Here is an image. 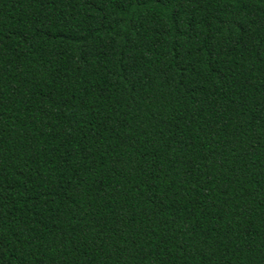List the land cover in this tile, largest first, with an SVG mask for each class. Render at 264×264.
Masks as SVG:
<instances>
[{
  "label": "trees",
  "instance_id": "trees-1",
  "mask_svg": "<svg viewBox=\"0 0 264 264\" xmlns=\"http://www.w3.org/2000/svg\"><path fill=\"white\" fill-rule=\"evenodd\" d=\"M0 264H264V0H0Z\"/></svg>",
  "mask_w": 264,
  "mask_h": 264
}]
</instances>
